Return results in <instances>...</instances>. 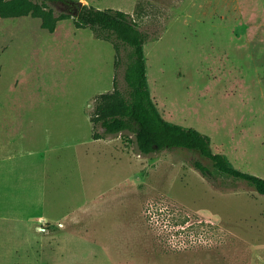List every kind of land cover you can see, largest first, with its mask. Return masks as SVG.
<instances>
[{
  "label": "rangeland",
  "instance_id": "rangeland-1",
  "mask_svg": "<svg viewBox=\"0 0 264 264\" xmlns=\"http://www.w3.org/2000/svg\"><path fill=\"white\" fill-rule=\"evenodd\" d=\"M83 1L148 34V82L168 120L264 177V0ZM130 51L72 18L52 32L0 15V264H264L252 184L196 149L146 154L128 130L94 137L97 96L115 79L127 90Z\"/></svg>",
  "mask_w": 264,
  "mask_h": 264
},
{
  "label": "trees",
  "instance_id": "trees-1",
  "mask_svg": "<svg viewBox=\"0 0 264 264\" xmlns=\"http://www.w3.org/2000/svg\"><path fill=\"white\" fill-rule=\"evenodd\" d=\"M0 15H32L40 18L42 27L52 32L59 20L72 18L77 28H90L97 37L112 42L116 53L121 44L131 47L125 68L127 90L122 91L115 79L113 90L97 96L90 117L95 138L128 130L135 134L138 149L146 154L173 147L196 149L209 157L221 172L246 180L264 194V177L236 167L226 154L215 152L210 136L198 128L164 117L148 82L145 56L148 34L128 12L111 7L98 8L83 0H0ZM99 127L103 131L98 130ZM195 166L205 175L211 174V169L203 162L196 160Z\"/></svg>",
  "mask_w": 264,
  "mask_h": 264
},
{
  "label": "crops",
  "instance_id": "crops-1",
  "mask_svg": "<svg viewBox=\"0 0 264 264\" xmlns=\"http://www.w3.org/2000/svg\"><path fill=\"white\" fill-rule=\"evenodd\" d=\"M155 99V98H154ZM156 101V100H155ZM157 103V102H156ZM158 105V104H157ZM161 111V110H160ZM165 117V116H164ZM166 118V117H165ZM91 120V119H90ZM92 122V121H91ZM93 124V123H92Z\"/></svg>",
  "mask_w": 264,
  "mask_h": 264
},
{
  "label": "water",
  "instance_id": "water-1",
  "mask_svg": "<svg viewBox=\"0 0 264 264\" xmlns=\"http://www.w3.org/2000/svg\"><path fill=\"white\" fill-rule=\"evenodd\" d=\"M44 220V219H43Z\"/></svg>",
  "mask_w": 264,
  "mask_h": 264
}]
</instances>
